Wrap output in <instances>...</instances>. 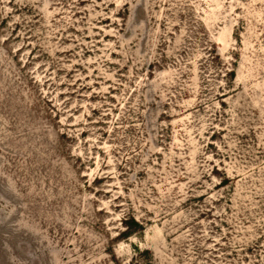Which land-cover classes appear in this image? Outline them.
Segmentation results:
<instances>
[{
	"label": "rangeland",
	"instance_id": "obj_1",
	"mask_svg": "<svg viewBox=\"0 0 264 264\" xmlns=\"http://www.w3.org/2000/svg\"><path fill=\"white\" fill-rule=\"evenodd\" d=\"M0 264H264V0H0Z\"/></svg>",
	"mask_w": 264,
	"mask_h": 264
}]
</instances>
